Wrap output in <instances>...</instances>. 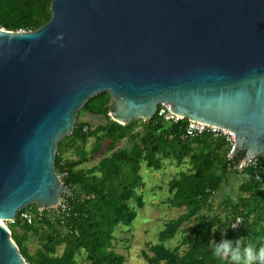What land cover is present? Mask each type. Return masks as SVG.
<instances>
[{
	"label": "water",
	"instance_id": "obj_1",
	"mask_svg": "<svg viewBox=\"0 0 264 264\" xmlns=\"http://www.w3.org/2000/svg\"><path fill=\"white\" fill-rule=\"evenodd\" d=\"M33 31L0 28V222L49 210L57 143L106 93L109 119L158 106L233 134L231 163L264 155V0H51ZM0 264H26L0 224Z\"/></svg>",
	"mask_w": 264,
	"mask_h": 264
},
{
	"label": "trees",
	"instance_id": "obj_2",
	"mask_svg": "<svg viewBox=\"0 0 264 264\" xmlns=\"http://www.w3.org/2000/svg\"><path fill=\"white\" fill-rule=\"evenodd\" d=\"M51 0H0V28L7 31H33L50 17ZM110 100L106 93L89 98L76 113L67 137L56 145L55 174L71 190L68 210L55 215L48 211L40 221L27 224L20 214H33L28 207L6 223L9 237L26 264H123L114 250V231L130 226L136 217L134 207H143L144 183L141 168L160 171L165 164L178 171L166 183L172 208L182 209L166 221L156 242L141 251L145 264H231L213 256L215 246L225 240L235 248L240 237L246 242L264 244V155L253 167L229 170L225 161L229 150L222 138L203 133L183 138L185 120L164 123L156 114L149 120L133 119L119 125L109 119ZM102 117L92 125L80 114ZM92 143L88 150L85 146ZM125 144V146H121ZM231 166V159L230 163ZM244 177L233 198L228 195L213 210V199L227 185V175ZM240 218L237 229L230 222ZM179 234L173 248L164 243ZM35 245L33 252L28 246ZM235 264V261L232 262Z\"/></svg>",
	"mask_w": 264,
	"mask_h": 264
},
{
	"label": "rangeland",
	"instance_id": "obj_3",
	"mask_svg": "<svg viewBox=\"0 0 264 264\" xmlns=\"http://www.w3.org/2000/svg\"><path fill=\"white\" fill-rule=\"evenodd\" d=\"M88 119H85V118ZM79 119H85L92 125L104 123L102 117H89L83 113L80 114ZM92 139H89L85 150H88ZM125 146V144H121ZM178 171L174 165L165 164V166L158 172H153L141 168L140 175L144 183L142 189L143 207L137 209L133 203L130 205L136 212V217L130 226L121 227L114 231L116 241L114 242V250L124 258L123 264H145L140 258V252H147V246L156 242L158 232L162 229L163 224L171 219L180 215L183 210L169 207L166 199L169 197L166 191V183ZM227 185L217 192L213 199V210L216 209L218 202L228 195L233 198L237 185L244 181V177L228 174ZM36 207L35 205H31ZM6 226V223H3ZM179 234L177 233L174 238L164 243V246L173 248L178 241ZM35 249L32 242L28 246V251L31 253ZM148 253V252H147Z\"/></svg>",
	"mask_w": 264,
	"mask_h": 264
},
{
	"label": "built area",
	"instance_id": "obj_4",
	"mask_svg": "<svg viewBox=\"0 0 264 264\" xmlns=\"http://www.w3.org/2000/svg\"><path fill=\"white\" fill-rule=\"evenodd\" d=\"M156 116L161 119L162 122L164 123H177L180 120H185V127L183 131V138H194L196 136H199L203 133H209L212 138H222L229 147V150L226 154L225 161L228 162V169L229 170H237L240 171L243 168L246 167H253L256 164V157H251L248 159L244 165L239 169L234 166H231L230 159H231V150H232V144H233V134L227 130H223L220 128H216L213 126H208L203 123L195 122V121H190L187 119H181L180 117L173 115L169 112L168 106L163 105V106H158L155 112ZM57 179L61 182V178L63 177L62 175H57ZM62 183V182H61ZM72 198V193L71 190L68 189L67 187L64 188V190L61 193L60 201L51 209L49 210H39L36 208V212L33 214H20V217L26 221L27 224H31L33 220L40 221L42 214L45 212H52L55 215L58 214H63L68 210V204L71 201ZM12 221L6 222V223H12ZM240 225V218L235 217L231 222H230V229L234 230L237 229L238 226Z\"/></svg>",
	"mask_w": 264,
	"mask_h": 264
},
{
	"label": "clouds",
	"instance_id": "obj_5",
	"mask_svg": "<svg viewBox=\"0 0 264 264\" xmlns=\"http://www.w3.org/2000/svg\"><path fill=\"white\" fill-rule=\"evenodd\" d=\"M236 247L230 246L226 240L213 249V256L219 259H229L231 264H264V244L259 247L255 242H246L240 237L235 242Z\"/></svg>",
	"mask_w": 264,
	"mask_h": 264
},
{
	"label": "crops",
	"instance_id": "obj_6",
	"mask_svg": "<svg viewBox=\"0 0 264 264\" xmlns=\"http://www.w3.org/2000/svg\"><path fill=\"white\" fill-rule=\"evenodd\" d=\"M85 115H87V114H85ZM87 116H89V115H87ZM89 117H91V116H89ZM85 118V117H84ZM85 119H88V118H85ZM85 119H82V120H85Z\"/></svg>",
	"mask_w": 264,
	"mask_h": 264
},
{
	"label": "bare ground",
	"instance_id": "obj_7",
	"mask_svg": "<svg viewBox=\"0 0 264 264\" xmlns=\"http://www.w3.org/2000/svg\"><path fill=\"white\" fill-rule=\"evenodd\" d=\"M0 224L4 225L2 222H0Z\"/></svg>",
	"mask_w": 264,
	"mask_h": 264
}]
</instances>
